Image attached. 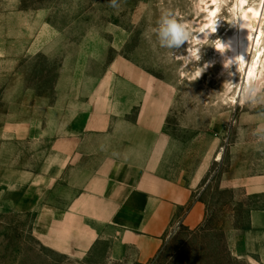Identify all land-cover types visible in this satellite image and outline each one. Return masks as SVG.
<instances>
[{
  "label": "rangeland",
  "instance_id": "obj_1",
  "mask_svg": "<svg viewBox=\"0 0 264 264\" xmlns=\"http://www.w3.org/2000/svg\"><path fill=\"white\" fill-rule=\"evenodd\" d=\"M108 2L20 0L14 7L12 0H0V264H125L107 262L101 254L77 261L44 247L34 234L35 209L69 201L25 196L30 186L22 177L48 173L53 142L48 118L58 82L66 91L67 81H99L118 59L159 83L169 102L164 130L170 146L163 173L193 184L200 167H207L193 194L206 206L203 224L195 230L177 227L150 264H250L234 257L231 242L263 229L264 194L229 186L264 178V152L257 151L253 136L264 124V103L240 104L248 78L241 74L229 81L216 43L245 6L259 7V30H264V7L259 6L264 0H228L218 12L214 0H120L119 9ZM238 2L234 15L228 9ZM211 10L220 16H210ZM168 11L196 30L192 36L199 41L211 17L223 25L209 44L161 48L155 29ZM256 48L250 49L251 63ZM261 56L264 62V43ZM260 71L255 84L264 97V65ZM255 214H260L257 222Z\"/></svg>",
  "mask_w": 264,
  "mask_h": 264
},
{
  "label": "crops",
  "instance_id": "obj_2",
  "mask_svg": "<svg viewBox=\"0 0 264 264\" xmlns=\"http://www.w3.org/2000/svg\"><path fill=\"white\" fill-rule=\"evenodd\" d=\"M62 85L48 118V173L22 177L30 186L25 196H66L69 202L35 209L34 234L44 247L77 261L101 254L111 263L150 264L177 227L203 224L206 206L193 194L207 167L193 184L163 173L169 102L163 87L132 63L118 59L99 81H67L66 91ZM229 187L264 194V178ZM231 243L235 258L264 264V226Z\"/></svg>",
  "mask_w": 264,
  "mask_h": 264
},
{
  "label": "bare ground",
  "instance_id": "obj_3",
  "mask_svg": "<svg viewBox=\"0 0 264 264\" xmlns=\"http://www.w3.org/2000/svg\"><path fill=\"white\" fill-rule=\"evenodd\" d=\"M215 14V11L211 10L210 16L214 17ZM219 16L220 12L216 14L215 18ZM212 17L209 19L208 24L206 23L207 25L211 24V26L208 30L204 31L201 43L199 44H209L213 35L220 32L221 25L223 24L219 23H223V21L219 20L216 22ZM261 17L262 13H260L259 7L245 6L241 11L239 21L235 22L232 26H227L228 31L224 36V40L219 41L223 50L218 48L217 56L222 60L223 73L228 75L229 81L237 75L241 76L243 74L244 80L246 77L248 78V84L250 82H258L261 65H264L263 56H261L264 43V30H259ZM255 45H257L256 55L254 61L251 63L248 57L252 53L250 49H253ZM228 61H231V63L229 64ZM250 63L251 65L249 66ZM214 66H217V64ZM199 78L203 79L205 76L200 73Z\"/></svg>",
  "mask_w": 264,
  "mask_h": 264
},
{
  "label": "clouds",
  "instance_id": "obj_4",
  "mask_svg": "<svg viewBox=\"0 0 264 264\" xmlns=\"http://www.w3.org/2000/svg\"><path fill=\"white\" fill-rule=\"evenodd\" d=\"M216 4V11L218 12L219 9L226 5L228 0H214ZM109 7L113 9H119L120 7V0H109ZM201 3H204V0H201ZM241 5L239 2L234 5L233 8H229L228 11L232 12L235 15V9L239 8ZM257 5L253 4V8ZM260 7H264V3L259 5ZM205 8L207 5L205 4ZM211 25H206V27H210ZM196 31L191 28V26L187 23L180 22L179 16L176 13L171 11L166 12L162 15L159 21V27L155 29V32L159 38V45L161 48L172 49L174 47L179 48L185 42H190L193 44H199L201 41L197 40L194 36H192V32ZM198 31L203 32L204 28L198 29ZM217 48L223 50L222 46L220 45L219 41L216 43ZM192 55L196 56V51L191 50ZM197 59L199 57L197 56ZM230 64L231 61H228ZM200 73H197L199 76ZM261 86H258L255 83H249L242 88L239 93V102L243 105L246 102H252L254 104L264 103V97H260L259 94L261 93ZM253 136L256 139L257 144V151L264 152V124H258L253 131Z\"/></svg>",
  "mask_w": 264,
  "mask_h": 264
}]
</instances>
